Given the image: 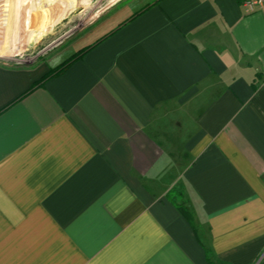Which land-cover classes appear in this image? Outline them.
<instances>
[{
	"label": "crops",
	"instance_id": "0c3cea01",
	"mask_svg": "<svg viewBox=\"0 0 264 264\" xmlns=\"http://www.w3.org/2000/svg\"><path fill=\"white\" fill-rule=\"evenodd\" d=\"M154 2L0 64V264H264V4Z\"/></svg>",
	"mask_w": 264,
	"mask_h": 264
},
{
	"label": "rangeland",
	"instance_id": "374dc122",
	"mask_svg": "<svg viewBox=\"0 0 264 264\" xmlns=\"http://www.w3.org/2000/svg\"><path fill=\"white\" fill-rule=\"evenodd\" d=\"M126 1L132 7L138 0H0V64L35 66Z\"/></svg>",
	"mask_w": 264,
	"mask_h": 264
},
{
	"label": "trees",
	"instance_id": "16d2710c",
	"mask_svg": "<svg viewBox=\"0 0 264 264\" xmlns=\"http://www.w3.org/2000/svg\"><path fill=\"white\" fill-rule=\"evenodd\" d=\"M159 0H155L154 3H148L147 5H145L142 9H140L137 13L133 14L129 19L127 20H131L134 17H136L137 15H139L140 13H142L143 11H145L147 8H149L150 6H152L153 4L157 3ZM242 2L244 0H241ZM105 37H107V35L103 36L102 38H100L98 41H96V43H94L93 45H90L88 47H84L81 50H79L78 52H76L75 54H73L71 57H69L66 61H64L61 65H59L57 68L51 70L43 79L42 81H45L49 78H51L52 76H55L57 74H60L62 72H64L72 63H74L76 60H78L79 58H81L83 56V54L89 50L90 48H92L95 44H97L98 42H100L101 40H103ZM168 197L170 199H172L176 205L178 206L179 210L189 219H191L192 217V211L191 209L183 202L178 203L176 201L175 198H180L182 197V193L177 192L175 190L170 191V193H168ZM174 198V199H173Z\"/></svg>",
	"mask_w": 264,
	"mask_h": 264
},
{
	"label": "built area",
	"instance_id": "2783aa9c",
	"mask_svg": "<svg viewBox=\"0 0 264 264\" xmlns=\"http://www.w3.org/2000/svg\"><path fill=\"white\" fill-rule=\"evenodd\" d=\"M264 4V0H244L243 6L246 12H252Z\"/></svg>",
	"mask_w": 264,
	"mask_h": 264
}]
</instances>
